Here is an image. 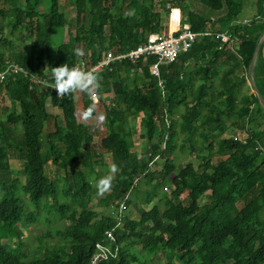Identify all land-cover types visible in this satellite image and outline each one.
Returning a JSON list of instances; mask_svg holds the SVG:
<instances>
[{
    "label": "trees",
    "instance_id": "trees-1",
    "mask_svg": "<svg viewBox=\"0 0 264 264\" xmlns=\"http://www.w3.org/2000/svg\"><path fill=\"white\" fill-rule=\"evenodd\" d=\"M198 1L213 12H226L215 21L207 13L180 5L185 15L182 28L169 33L187 27L205 32L200 41L175 62L163 66L159 78L152 76L141 61L116 63L112 71L96 74L99 87L91 89L90 102L85 100L81 108L84 112L94 106L89 118L97 123L94 130L104 127L108 131L99 135V146L112 155L119 168L111 190L100 198L106 206L117 210L126 207L131 190L142 177L161 178L144 198L148 205L160 188L172 186L169 196L158 199L162 209L155 203L150 210L141 209L138 219L101 215L91 207L90 172L78 164L82 162L92 170L89 149L93 135L90 127L78 121L74 91L59 97L53 88L44 91L36 84L31 86L26 77L7 76L0 93L4 91L12 105L18 104L20 112L12 109L5 120L0 116V264H89L98 243L112 250L118 248L117 257L109 255L98 264H153L149 258L159 252L165 256L163 264H174V260L179 264H223L228 260L232 264H264V109L252 88L250 94L239 96L264 33V0H255L256 14L246 22L237 20L242 0ZM73 2L75 30L67 42L56 44L53 33L66 25L59 0H0V64L16 62L48 79L49 68L63 63L88 67L104 51L129 50L162 30L161 12L155 10L154 0ZM165 2L159 3L167 12ZM225 32L229 42L221 37ZM26 40L29 50L18 48ZM76 49L82 54L75 55ZM139 67L143 70L141 84L138 73L132 84L122 80V72L127 75ZM100 78L103 86L112 79L115 106L103 98ZM196 78L202 81L198 86ZM254 79L264 96V41ZM214 91L221 97L220 103H216ZM93 93L98 96L96 101ZM48 99L61 110L62 124L46 111ZM141 113L143 137L151 143L146 161H140L132 150L129 126L131 116ZM176 115L179 130L174 128ZM226 118L243 130V137H220L229 128ZM18 122L22 135L14 140L11 129ZM178 132L190 142L189 153L199 151L201 169L189 162L176 172ZM198 135L203 144L197 147ZM13 146L23 159L22 182L2 174L9 170L8 151ZM179 149L184 150L182 143ZM204 151H209V156ZM156 155L165 157L158 175L149 170V162ZM214 157L213 162L210 158ZM49 160L64 172L63 177L46 174ZM183 193H187L189 204L178 201ZM23 194L32 209L27 210ZM44 212L58 215L66 221L65 226L48 230L26 252L21 249L27 243L17 225L36 223ZM46 222L51 220L46 218ZM52 238L56 242L48 245L46 240ZM137 244L141 245L140 252L135 250Z\"/></svg>",
    "mask_w": 264,
    "mask_h": 264
},
{
    "label": "rangeland",
    "instance_id": "rangeland-1",
    "mask_svg": "<svg viewBox=\"0 0 264 264\" xmlns=\"http://www.w3.org/2000/svg\"><path fill=\"white\" fill-rule=\"evenodd\" d=\"M165 1H166L164 4L165 8H169V11L167 12L162 9L159 3L161 2V0H154L155 10L161 12V27H162L161 29L162 30L158 33V35H165L169 32L182 28L181 20L185 19V15L182 14L180 5H184V6L186 5L188 6L190 10H193L194 12L207 13L210 15L211 19L215 21L217 20L218 17L223 16L224 13L226 12L225 9L217 11V12H213L209 8H207L203 3H201V1H198V0H165ZM242 1H243V8L237 20L244 22L245 20L251 19L256 14V4H255V0H242ZM59 2H60V10L64 13L66 17V25L64 26L63 29L59 31H55L53 33L54 42L56 44L67 42L69 39V33L71 31H74L75 26H76L75 24L76 11H75V5H74L73 0H59ZM175 11H176V14H175ZM218 26L219 24L215 23L213 27L217 28ZM184 28H187V27H184ZM211 28L212 26L210 25L209 29ZM5 32H7L6 29H5ZM18 48L29 50V41L26 40L24 43H20L18 45ZM137 73H138L137 70L131 74L129 72L127 75L124 72H122L121 74L122 80L126 83L132 84L133 80H135L136 78L138 79V75H136ZM139 75L141 76L140 77L141 81H138V83L141 84L143 75L142 74H139ZM101 80L102 79L100 78V84H101V90H102L101 93L103 94V98L105 97L106 100L110 102V106L112 104L113 106H115L117 104V100L114 96V93L112 92V79H109L108 84L104 86ZM194 82H195V86H198L202 81L199 78H196ZM254 82L256 83L255 79H254ZM214 84L215 86H217L218 82L215 81ZM251 88H252L251 80L249 77H247L246 83H244L241 86V92L239 93V96L243 94H250ZM90 91L91 89L89 90L88 93H85L79 90H74V95H75L74 97H75V104L77 107L78 121L83 122L84 124H86V126L90 127V131L93 135V141H92L93 145L89 149L91 157H92L90 160L91 161L90 164L92 165V170L88 166H85L82 162L78 164L79 168L87 169L90 172L88 176L90 177L89 179L92 180V189L90 191L91 197H92L91 207L97 212H99L101 215H113L115 217L117 215H120L121 218L128 217L131 219H138L140 217L141 209L150 210L155 203H158L160 208L162 209L163 208L162 201L167 196H169L171 193L172 186L170 184H166L162 188H160L157 191V198H154V200L149 205L145 202V199H144L147 192H151L153 190V185L155 184V182L157 180L158 181L161 180L160 177H155V178H150V176L142 177L140 181H138V185L135 186L134 189L131 190V193L128 196L130 202H128L127 206L122 209L119 208L117 210L115 208L106 206L100 200V198L105 197L108 192L104 193L103 195H101L98 192L97 187H96L97 180L106 175H114V180H115L116 173L112 174L109 171L111 164H113L112 155L110 153L104 152L99 146V135L101 133L102 134L107 133L108 132L107 129L104 127H101L102 128L101 130L99 129L94 130L95 127L96 128L98 127L96 126L97 123L94 120H90V119L84 120L82 118L83 111L81 110V108L84 109L85 100H88V102H90L88 98ZM216 92L217 91H214L215 93L214 95L216 96L215 101L216 103H220L221 97H218L219 95H217ZM92 99H93V96H92ZM96 99L95 100L93 99V101H96ZM12 109H15L17 113L20 112L19 105L18 104L12 105L8 98V95L4 91H1L0 93V116L5 120L7 113H9ZM180 110H182V108H180L179 111ZM46 111L52 115H56L60 124L63 123L61 110L57 107H54L51 104L49 99L47 100V103H46ZM99 113L100 114L102 113L101 110L99 111ZM177 116L178 115H176L175 117L176 119H174V122H175L174 128L176 130H179L180 121ZM142 117H143L142 113L137 116L135 115L131 116L129 120V126L132 132V140L134 143L132 150L138 156L140 161H146L147 158L150 157L151 143L145 137H143L145 128L143 126ZM256 120H257L256 122H260L259 118H257ZM225 122L229 126V128L220 137H226V136H231V135L239 136V137L244 136L243 130L236 128L235 125L232 124L231 119L226 118ZM157 126H158V122H157ZM251 126L255 127L253 123ZM11 133H12L11 136L14 140L20 139L22 135L21 122H18V124L15 127H13L12 125ZM183 138L184 137L178 132V147L176 148V153L174 157V162L176 163L175 164L176 172L180 170L181 168H183L189 162L192 163L195 168L201 169L199 168V158L197 157L199 151L196 150L193 153H189L188 150H189L190 142ZM195 138H196L195 146L198 147L200 144H203L202 138L199 135L198 137L196 136ZM181 143L184 146L183 151L179 149V146H181ZM8 152H9V170L8 171L3 170L2 174L3 175L9 174L11 177H17L22 182V175L20 171H21V163L23 159L20 158L19 153L17 149L14 148V146L11 147ZM204 153L208 155L209 151H204ZM212 154H214V151ZM210 159L213 162L216 161L215 157L210 158ZM164 160H165V157L163 155H159L158 158L152 164V167H149L150 172L158 175L159 171L162 168ZM45 169H46V174L51 178H58L60 176L62 177L64 176V172L58 171L56 166L53 165L50 160L48 161ZM22 198L26 204L29 203L27 195L23 194ZM158 199L162 201L158 202ZM63 201L65 203H69L66 200H63ZM178 201H181L184 204L190 203V199L187 196V193L181 194L180 197L178 198ZM30 209H32V207L29 206V204H27V210H30ZM46 218H49L51 222L50 223L46 222ZM65 223H66L65 220H62L58 215L53 216L51 212H44L41 220L37 221L36 223H31L29 225L25 223H18L17 226L22 231L24 241H25L24 243H27V245L23 246L21 249L28 252L29 248L36 246L39 243L38 242L39 236L45 234L48 230L53 231L57 228H62L65 226ZM55 242H56V239L54 238L46 240V243L48 245L55 243ZM16 243H17V239H14V244ZM135 250L136 252H140L142 250L141 245L137 244L135 246ZM35 252H33V254ZM144 260L147 261L145 257H144ZM149 262L153 264H163L165 262V256L162 252H159L156 255H152L149 258ZM173 262L174 264H179V262L176 260H174ZM223 264H232V261L228 260Z\"/></svg>",
    "mask_w": 264,
    "mask_h": 264
},
{
    "label": "built area",
    "instance_id": "built-area-1",
    "mask_svg": "<svg viewBox=\"0 0 264 264\" xmlns=\"http://www.w3.org/2000/svg\"><path fill=\"white\" fill-rule=\"evenodd\" d=\"M245 20L244 22H246ZM205 35V32H195L190 28H183L176 33H167L165 35H154L149 41L142 42L137 46L122 52H113L112 50H106L102 53L101 58L96 63L82 68L84 71H91L95 74H100L103 71H112L116 63H123L129 61L136 64L141 61L142 64L148 66L149 72L152 76L160 77L161 68L175 62L179 55L189 50L195 43L200 41ZM223 41L229 42V36L225 32L221 34ZM152 59V61H150ZM135 70L131 69L130 74ZM143 70L139 67L138 74L143 75ZM9 75H21L29 79L31 86L36 84L40 89L47 91L46 84L50 83L47 78H42L35 75L29 69L16 62L6 61L0 64V86L4 83ZM133 75V74H132ZM54 89V88H53ZM92 96L97 98V95L93 93ZM97 100V99H96ZM169 123L168 119H166ZM151 154V153H150ZM159 155L153 157L149 162V167H152L154 161ZM108 235H111L110 231H106ZM117 257L118 248L115 247L112 250L111 246L97 244V250L93 254L89 264H98L102 259Z\"/></svg>",
    "mask_w": 264,
    "mask_h": 264
},
{
    "label": "clouds",
    "instance_id": "clouds-1",
    "mask_svg": "<svg viewBox=\"0 0 264 264\" xmlns=\"http://www.w3.org/2000/svg\"><path fill=\"white\" fill-rule=\"evenodd\" d=\"M75 55H81V51L76 49ZM50 83L46 84L47 88H54L57 96L63 97L70 95L74 90L88 93L90 89L98 88V77L91 71H84L79 67H75L71 64V67L67 63H63L57 67L49 68L47 73ZM95 100L96 97L93 96ZM94 106L88 107L83 113L82 118L84 120L89 119L93 115ZM99 119L102 121L103 116ZM110 173L115 174L119 171L118 166L113 163L109 169ZM114 180V175H106L99 178L96 182L98 192L103 195L111 190Z\"/></svg>",
    "mask_w": 264,
    "mask_h": 264
},
{
    "label": "water",
    "instance_id": "water-1",
    "mask_svg": "<svg viewBox=\"0 0 264 264\" xmlns=\"http://www.w3.org/2000/svg\"><path fill=\"white\" fill-rule=\"evenodd\" d=\"M263 41H264V33L260 37V39H259V41L257 43V46H256V48L254 50L253 57L251 59L250 65H249L248 77L251 80L252 89L255 91V93H256V95H257V97L259 99V102H260L262 108L264 109V96L260 93L256 83L254 82V68L256 66L258 52H259L260 46L263 43Z\"/></svg>",
    "mask_w": 264,
    "mask_h": 264
}]
</instances>
